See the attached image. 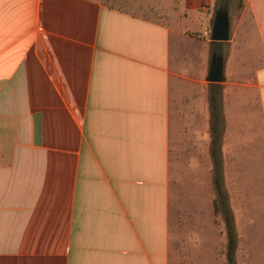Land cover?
<instances>
[{
    "label": "crops",
    "instance_id": "obj_1",
    "mask_svg": "<svg viewBox=\"0 0 264 264\" xmlns=\"http://www.w3.org/2000/svg\"><path fill=\"white\" fill-rule=\"evenodd\" d=\"M210 1L0 0V264H227L212 86L235 261L264 264V0L217 83Z\"/></svg>",
    "mask_w": 264,
    "mask_h": 264
},
{
    "label": "trees",
    "instance_id": "obj_2",
    "mask_svg": "<svg viewBox=\"0 0 264 264\" xmlns=\"http://www.w3.org/2000/svg\"><path fill=\"white\" fill-rule=\"evenodd\" d=\"M228 0H219V11H222ZM222 9V10H221ZM215 45L214 54H218V42H212ZM219 88L217 86L210 87L209 90V118H210V133H211V156L214 164L213 184L216 193L215 208L217 213L222 216L225 234H226V263L236 264L235 261V247L236 237L233 228L232 218L227 207L225 193L222 190L221 176H220V162L218 157L219 139H220V115L218 106Z\"/></svg>",
    "mask_w": 264,
    "mask_h": 264
},
{
    "label": "rangeland",
    "instance_id": "obj_3",
    "mask_svg": "<svg viewBox=\"0 0 264 264\" xmlns=\"http://www.w3.org/2000/svg\"><path fill=\"white\" fill-rule=\"evenodd\" d=\"M197 1L198 0H194L193 5L195 3H197ZM212 1H210L209 3L210 4L212 3L213 6H212V4H211V6L210 5L206 6V8L208 7L211 10L210 11L211 16H210L209 27H208L209 32L207 34L208 39H210L209 36H210L211 25L213 22L214 15L216 12L219 11V0H212ZM149 2L137 4V2L126 1L124 3L113 2L111 4L115 5V6L122 7V8L134 9V10H137L140 14H143L146 17H149L150 19H152L154 21H157V22L162 21L163 15L159 12L158 4H156L155 2H152V3H149ZM202 8L205 9V7H202ZM241 9H242V1L241 0H228L227 5L223 10L226 11L230 23H234V21L239 17ZM201 11H203V10H201ZM201 17L205 21L207 20V14L206 13L201 12ZM223 48L225 50V47H223ZM211 50H212V47H210V54H211ZM210 54H209V56H210Z\"/></svg>",
    "mask_w": 264,
    "mask_h": 264
},
{
    "label": "water",
    "instance_id": "obj_4",
    "mask_svg": "<svg viewBox=\"0 0 264 264\" xmlns=\"http://www.w3.org/2000/svg\"><path fill=\"white\" fill-rule=\"evenodd\" d=\"M228 17L226 11H218L215 13L210 31V41L212 42H225L228 39ZM218 55H212L211 63L205 80L207 82H221V62Z\"/></svg>",
    "mask_w": 264,
    "mask_h": 264
}]
</instances>
